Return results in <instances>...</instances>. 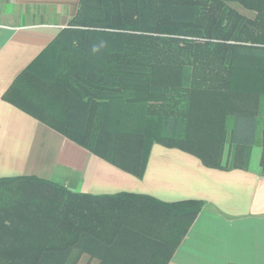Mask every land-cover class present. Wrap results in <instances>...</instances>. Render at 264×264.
Here are the masks:
<instances>
[{
  "label": "trees",
  "instance_id": "16d2710c",
  "mask_svg": "<svg viewBox=\"0 0 264 264\" xmlns=\"http://www.w3.org/2000/svg\"><path fill=\"white\" fill-rule=\"evenodd\" d=\"M4 98L137 177L154 143L244 167L264 119V0H78ZM260 144L264 174V126ZM1 184L14 186L0 194V264H80L86 252L167 264L203 206L35 175Z\"/></svg>",
  "mask_w": 264,
  "mask_h": 264
},
{
  "label": "crops",
  "instance_id": "0c3cea01",
  "mask_svg": "<svg viewBox=\"0 0 264 264\" xmlns=\"http://www.w3.org/2000/svg\"><path fill=\"white\" fill-rule=\"evenodd\" d=\"M77 6L78 0H0V178L35 175L92 195L130 191L165 202L201 200L167 264H264L260 140L249 148L244 167L230 169L207 167L190 153L154 143L137 177L4 98L21 71L67 27ZM79 261L98 264L99 257L86 252Z\"/></svg>",
  "mask_w": 264,
  "mask_h": 264
},
{
  "label": "rangeland",
  "instance_id": "374dc122",
  "mask_svg": "<svg viewBox=\"0 0 264 264\" xmlns=\"http://www.w3.org/2000/svg\"><path fill=\"white\" fill-rule=\"evenodd\" d=\"M236 8H238L239 11L241 12H246L242 7H240L239 5H234ZM264 126V119H263V115L259 114L257 117V129H256V135H255V142L258 144L259 140H260V136H261V131L263 129ZM14 185L13 184H1L0 185V194H9L12 193V187Z\"/></svg>",
  "mask_w": 264,
  "mask_h": 264
},
{
  "label": "built area",
  "instance_id": "2783aa9c",
  "mask_svg": "<svg viewBox=\"0 0 264 264\" xmlns=\"http://www.w3.org/2000/svg\"><path fill=\"white\" fill-rule=\"evenodd\" d=\"M2 25L0 24V27H1Z\"/></svg>",
  "mask_w": 264,
  "mask_h": 264
}]
</instances>
